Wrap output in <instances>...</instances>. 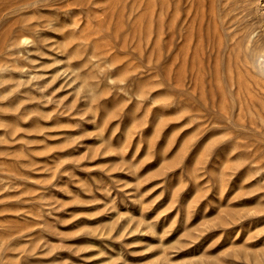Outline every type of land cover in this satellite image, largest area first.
I'll return each mask as SVG.
<instances>
[{
    "label": "rangeland",
    "instance_id": "374dc122",
    "mask_svg": "<svg viewBox=\"0 0 264 264\" xmlns=\"http://www.w3.org/2000/svg\"><path fill=\"white\" fill-rule=\"evenodd\" d=\"M262 81L264 0H0V264H264Z\"/></svg>",
    "mask_w": 264,
    "mask_h": 264
},
{
    "label": "bare ground",
    "instance_id": "6f19581e",
    "mask_svg": "<svg viewBox=\"0 0 264 264\" xmlns=\"http://www.w3.org/2000/svg\"><path fill=\"white\" fill-rule=\"evenodd\" d=\"M235 86H236V89L238 90L240 103L254 102L253 93H252L253 91L261 92L260 97L264 99V82L263 81L259 83H255L253 86L249 84L247 87H245L241 85L240 83H235ZM214 100L215 99L213 98V101Z\"/></svg>",
    "mask_w": 264,
    "mask_h": 264
}]
</instances>
